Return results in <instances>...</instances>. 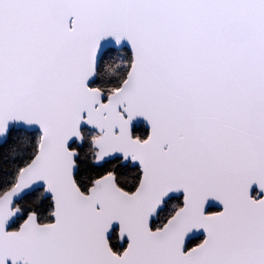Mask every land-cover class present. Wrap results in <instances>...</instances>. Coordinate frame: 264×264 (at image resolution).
Here are the masks:
<instances>
[{"label":"snow or ice","instance_id":"1","mask_svg":"<svg viewBox=\"0 0 264 264\" xmlns=\"http://www.w3.org/2000/svg\"><path fill=\"white\" fill-rule=\"evenodd\" d=\"M0 264H264V0H0Z\"/></svg>","mask_w":264,"mask_h":264}]
</instances>
